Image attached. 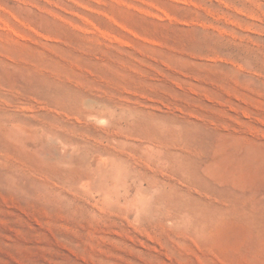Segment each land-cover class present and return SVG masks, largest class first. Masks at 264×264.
<instances>
[{"label":"rangeland","instance_id":"obj_1","mask_svg":"<svg viewBox=\"0 0 264 264\" xmlns=\"http://www.w3.org/2000/svg\"><path fill=\"white\" fill-rule=\"evenodd\" d=\"M0 264H264V0H0Z\"/></svg>","mask_w":264,"mask_h":264}]
</instances>
